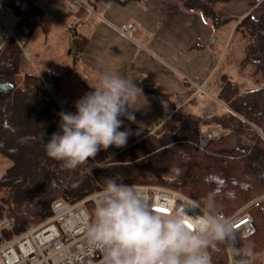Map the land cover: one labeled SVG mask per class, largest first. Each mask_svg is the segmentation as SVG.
<instances>
[{
  "label": "trees",
  "instance_id": "1",
  "mask_svg": "<svg viewBox=\"0 0 264 264\" xmlns=\"http://www.w3.org/2000/svg\"><path fill=\"white\" fill-rule=\"evenodd\" d=\"M0 1L17 16V34L23 31L29 37L40 26L43 12L29 0ZM182 1L214 28L238 22L236 28L245 42L241 67L252 63L255 73L264 74V0H253L256 6L240 20L223 18L216 11L217 5L231 0ZM82 49L79 42L77 55ZM20 57L14 39L6 40L0 48V155L10 160L11 166L0 178V219H10L12 226L0 228V245L50 217L54 200L74 204L112 178L118 183L152 184L178 191L206 211L211 196L214 215L231 216L247 207L250 222L234 241L246 247L258 263L257 257L264 252V85L246 90L225 77L217 97L224 105L222 112L195 116L170 103V95L157 86L137 79L133 83L168 103L172 115L147 130L144 137L117 150L106 166L91 172L89 165L67 170L46 155L42 143L59 130L61 110L49 83L57 91L62 77L51 71H45V77L21 71ZM208 131L211 138L201 147V136ZM175 168L180 169L178 177L173 174ZM209 253L213 264H222V243Z\"/></svg>",
  "mask_w": 264,
  "mask_h": 264
},
{
  "label": "crops",
  "instance_id": "2",
  "mask_svg": "<svg viewBox=\"0 0 264 264\" xmlns=\"http://www.w3.org/2000/svg\"><path fill=\"white\" fill-rule=\"evenodd\" d=\"M29 1L42 10L40 26L45 21L50 34V30L64 28L72 60L70 73L83 69L98 79L103 73H116L132 82L145 80L169 94L170 103L178 106L192 101L193 85L199 89L208 85L219 93L224 78L231 79L232 69L239 64L235 59L232 64L225 62L224 43L219 40L220 35L237 30L238 22L214 28L182 0H130L126 4H120L121 0H79L85 7L73 0ZM255 6L253 0H231L217 5L216 11L223 18L240 20ZM128 23L134 25V31H119ZM79 42L83 49L77 55ZM237 42L236 57L245 47L242 36ZM142 94L138 109H129L137 119L127 130L154 129L168 105Z\"/></svg>",
  "mask_w": 264,
  "mask_h": 264
},
{
  "label": "clouds",
  "instance_id": "3",
  "mask_svg": "<svg viewBox=\"0 0 264 264\" xmlns=\"http://www.w3.org/2000/svg\"><path fill=\"white\" fill-rule=\"evenodd\" d=\"M90 87L94 91L75 102L74 114H58V132L47 143L41 137L46 155L67 170L89 165L101 150L125 147L129 133L119 131L120 117L134 121L129 109L137 110L143 97L137 84L116 73H103L98 85ZM173 174L178 177L180 169H173ZM198 207L188 202L183 209ZM205 207L206 213L194 217L182 209L161 215L153 210L146 194L106 178L95 199L94 219L84 224L86 239L103 252L105 264H211L209 249L230 240L233 229L228 221L212 214L211 196Z\"/></svg>",
  "mask_w": 264,
  "mask_h": 264
},
{
  "label": "built area",
  "instance_id": "4",
  "mask_svg": "<svg viewBox=\"0 0 264 264\" xmlns=\"http://www.w3.org/2000/svg\"><path fill=\"white\" fill-rule=\"evenodd\" d=\"M73 1L85 7L79 0ZM9 12V8L0 1V48L5 43L6 36L9 35L21 51L27 54L26 47L21 45V35L17 34L5 19ZM134 30L135 27L131 23L122 25L119 29L122 33ZM163 112L168 117L173 113L168 106L164 107ZM210 138L211 133L202 134L201 147H204ZM107 162L100 164L91 160L89 168L95 165L91 168L92 171L107 165ZM89 168L88 172H90ZM132 186L150 198L154 211L162 209L163 211H159L161 215H168L174 209H182L187 215L193 217L200 215L201 212H207L202 205L178 191L152 184H133ZM101 190L102 187L74 204L54 200L51 204L50 217L0 245V264H105L103 252L89 245L84 229L85 222H91L94 219L90 210L95 209V199ZM188 202H195L199 207L183 209ZM246 209L247 207L231 216L217 214L228 221L233 229L230 240L222 243L229 264H240L241 261H245L236 259L231 254V248L234 245V239L250 222V218L245 214ZM11 226L10 219H0V228Z\"/></svg>",
  "mask_w": 264,
  "mask_h": 264
},
{
  "label": "rangeland",
  "instance_id": "5",
  "mask_svg": "<svg viewBox=\"0 0 264 264\" xmlns=\"http://www.w3.org/2000/svg\"><path fill=\"white\" fill-rule=\"evenodd\" d=\"M5 19L13 29H18V18L12 12H9L6 15ZM41 26H39L40 28H37L35 33L30 35L29 37H27L25 33L21 31V45L24 46V48L26 47L27 54L21 51V67L19 69L21 71H32L33 73L39 74L44 77L46 74L45 71H51L53 72V74L61 77L66 76L64 79L65 82L61 83L57 91H55L53 84L49 83V88L56 94V102L61 112H71L74 114L76 111L74 107L75 102L82 98L86 93L93 92L94 89L90 86H97L99 83V79L93 77L83 69H79L78 74L70 73L69 71L71 70L70 65L72 64V60H69L68 58V36L63 33L64 28L62 26L60 28L57 27L55 30H50V34L48 32L50 27L49 25L45 24V21ZM241 36L242 35L238 30H234L230 33V35H220L219 40L221 43H224L223 52H226L225 62L227 61V63L232 64V62L234 63V59L238 60L237 62H239L236 67L237 69H232L231 71V80L235 83H239L242 88L246 90L255 89L259 86L264 85V74L259 71L255 73V67L252 63H248L247 65L241 67L240 63L242 62V60H244L245 49L241 50L238 57H236L235 53L238 43L237 40L240 39ZM9 38H11L9 35L6 36V40H8ZM33 43L37 46L38 49H36ZM68 87H70L69 92H67ZM191 87L194 88L195 94L193 95L192 101L184 106L185 111L190 112L195 116H207L218 114L220 112L223 107L222 103L217 99L219 94L218 91L211 89L208 85H202L201 89L197 88L196 85H193ZM167 118L168 116L165 113L162 114L160 117V123L164 122ZM135 119H137V117H135ZM120 120L122 121V126L119 131L122 132L131 127L135 121L134 120L130 122L123 116L120 117ZM128 133L129 135L125 147H110L106 151L101 150L94 158V161L100 164L104 161H110V159L116 154L117 150L126 148L138 139L144 137L146 134L144 130L134 131L133 129H130ZM10 166L11 161L7 157L0 155V178ZM90 212L94 216V210L91 209ZM35 225H37V223H34L31 227ZM247 252H249V250L246 247L239 246L235 244L234 241V245L231 248V254L236 259H244L247 264H264V252L259 254V256L257 257L258 263H254L253 255H247ZM222 264H229V260L224 248Z\"/></svg>",
  "mask_w": 264,
  "mask_h": 264
},
{
  "label": "snow or ice",
  "instance_id": "6",
  "mask_svg": "<svg viewBox=\"0 0 264 264\" xmlns=\"http://www.w3.org/2000/svg\"><path fill=\"white\" fill-rule=\"evenodd\" d=\"M156 211H158V212H159V211H163V210H162V209H156Z\"/></svg>",
  "mask_w": 264,
  "mask_h": 264
}]
</instances>
